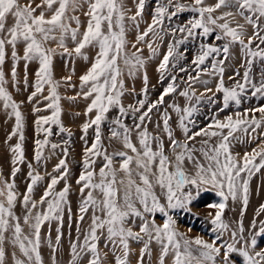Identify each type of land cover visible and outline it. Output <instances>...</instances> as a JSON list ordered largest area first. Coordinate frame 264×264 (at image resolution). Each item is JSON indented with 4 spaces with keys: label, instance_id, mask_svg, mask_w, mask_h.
<instances>
[{
    "label": "snow or ice",
    "instance_id": "1",
    "mask_svg": "<svg viewBox=\"0 0 264 264\" xmlns=\"http://www.w3.org/2000/svg\"><path fill=\"white\" fill-rule=\"evenodd\" d=\"M134 3L135 11L129 15L131 9L126 6L125 0H0V107L9 117H15V126L7 139L18 135L21 142L10 146L13 154L11 181L0 177V264H44L40 251L41 228L52 221L59 222L55 245L50 234L47 243L52 252V264H57L56 254L62 237L60 225L68 205L69 185L65 183L60 191L55 188L68 176L66 159L59 160L53 169L58 175L51 176L38 201L31 197L42 177L34 172L32 163H28L30 182L20 200L24 208L21 220L14 209L19 199L15 185V176L19 171L16 165L25 161L22 147L24 118L20 104L7 88L9 78H6L4 71L10 53V81L16 87L19 83L17 66L23 60V82L27 87L28 64L38 62L32 85L34 90L27 99L31 103L41 95L47 104L44 109L34 107L33 111L51 109L52 113L35 120L37 132L45 133L43 140L35 141L34 160L40 164L43 149L50 143L47 138L52 134L50 125H60L61 97L58 88L61 83L54 81L52 75V61L57 48L62 50V56L72 58L74 55L89 63L90 66L78 78L79 91L70 99L88 101L84 114L90 116L94 113L82 126V139L86 138L89 128H94L95 135L91 145L84 149L83 171L76 180L81 193L78 222L84 220L90 209L91 218L86 230L77 228L76 242L70 245L69 264H111L106 260L109 253H101L102 238L108 242L105 247L112 246L114 264H129L130 240L144 242L138 264H145L146 254L151 256L152 241L159 245L158 264H264V246H261V241H264V220L254 218L245 227L242 220L233 225L223 216L229 198L233 202L241 199L246 208L249 180L254 172L264 168V148L245 152L242 157L233 155L231 151L232 142L236 139L233 134L237 130L247 132L250 128L254 133L261 127L264 103L250 106L243 112L237 111L235 120L228 115L224 121L214 120L192 132L189 125L193 123L191 117L196 109H182L165 101V97L176 93L179 87L175 75L152 100L149 99L148 77L145 74L142 98L127 107L122 102L126 92L122 78L124 71L127 70L131 77L146 62L143 47L138 45L148 48V59H151L157 51L154 45L158 39H163L165 31L171 34L173 40L157 68L161 73V83L170 59L174 62L177 55H183L177 53L180 45L194 36L207 38L214 34L215 40L225 42L218 46L201 44L200 52L190 62L191 71L183 66L179 69L187 73L184 78L187 87L178 95L192 100L194 92L190 93L189 89L202 75H208L219 76L215 92L223 93L221 111L228 109L230 103L239 108L241 97L249 90L252 97L264 101V70L260 72L259 81L252 76L254 63L259 61L264 64V0H215L212 4L206 0H156L151 23L143 31H140L139 25L146 0H134ZM185 11L194 15L183 25L165 29L166 20L171 22ZM78 12L86 17L85 22L82 23L80 15L76 14ZM129 21L136 30L135 40L131 42L127 39ZM69 41L73 45L71 48L67 43ZM53 43L55 48L50 47ZM237 45L243 55L241 67L245 70L242 76L238 71L230 76L234 85L226 87L223 80L226 62L231 58V49ZM20 48L23 50L22 56L18 54ZM86 48L94 50L91 59L84 51ZM210 57L211 63H206ZM235 76H241L240 80H235ZM63 79L64 86L77 87L71 84L72 76ZM45 86L47 95H43ZM131 91L135 93L134 88ZM212 91L211 88L205 89V92ZM208 99L211 101L213 97ZM113 108L117 109V115L108 120L107 114ZM169 108L177 113L183 140L173 136ZM156 113H161L163 132L169 140L170 152L167 154L160 136L152 135L147 127ZM256 113L260 114V119L256 118ZM126 119H131L132 123H125ZM106 121L109 125V142L119 141L123 150L108 152L101 130V125ZM224 129L228 130L227 133ZM65 131L60 125V132ZM197 137L204 138L199 142V148L193 144ZM216 137L218 140H213ZM58 147L60 145L56 143L51 144L53 150ZM62 152L66 157L67 148H63ZM97 159H101L98 172L95 167ZM190 187L195 189V193ZM202 188L215 190L221 198L218 203L205 205L216 209L207 214V221L211 225L208 239L203 235L191 237L180 232L176 227L177 221L170 214V211L177 209L190 212L192 207H197L195 201L199 199ZM68 213L71 217L70 207ZM157 213L164 218L161 224L156 222ZM261 214H264V205L260 206L256 216ZM137 226L138 231H134L133 228ZM192 231L193 228L189 226L188 232ZM117 247L122 255H115Z\"/></svg>",
    "mask_w": 264,
    "mask_h": 264
},
{
    "label": "rangeland",
    "instance_id": "2",
    "mask_svg": "<svg viewBox=\"0 0 264 264\" xmlns=\"http://www.w3.org/2000/svg\"><path fill=\"white\" fill-rule=\"evenodd\" d=\"M181 2H190V0H181ZM207 3L212 4L215 0H206ZM126 6L131 9V12L128 14L131 15L134 13L136 4L134 0H125ZM156 7V0H146L145 9L143 13V19L140 21V31H143L148 23H151V15L154 12V8ZM86 10V6H85ZM77 15L85 18L82 13L78 12ZM194 14L185 11L178 14L177 17L173 18L171 22L165 21V29L168 27H177L183 25L189 18H191ZM139 19V18H138ZM243 22L242 20L240 21ZM75 25L73 24V27ZM127 39L131 42L135 40L136 30L132 27L131 22H127ZM251 31V29H249ZM172 36L167 31L163 34V39H158L157 44L154 45L156 47V55H161V60L163 55L167 52V46L169 43H172ZM225 41L220 40L217 41L214 38V34L207 38L203 36H194L189 38L184 42V44L180 45L177 49V53H183V55H177L174 62L170 59V65L164 74L163 83H161V73L157 71L159 66L156 65V72L152 75H148V70L153 68V65L146 67L147 63H151L148 59L150 53L146 46L138 45L139 47H143V56L146 60L143 68H140V71L135 72L132 78L129 80L125 76H123L124 84H125V95L122 97V102L127 107L129 104H135L138 98H142L141 90L144 88L143 77L146 74L148 77V92L149 99H156L160 92L163 91V88L167 85L170 80V77L175 75L177 76V80L179 82V87L176 93H171L169 96L165 97V101L167 104H175L182 109L185 107H194L196 111L193 112L191 120L192 124L189 125L192 132L198 131L204 128L206 125H209L214 122V120L224 121L226 116L231 115L233 119H236L235 113L237 111L243 112L244 109L252 106H257L260 103H264L258 97H252L249 92L243 94L241 97V104L239 108L235 106L234 103H230L228 109H224L221 111L222 103H223V93H216L215 89L219 82V76H208L202 75L200 80L195 81L192 85V88L189 89L190 93L194 92V97L192 100H188L185 97L178 95L179 91L184 90L187 85L184 83V78L187 73L180 72L179 69L183 66L191 71L192 65L191 60L195 58V56L200 52L201 44L205 45H222ZM69 47H73L71 42H67ZM52 47V44L50 45ZM130 47V45H129ZM89 58L91 59L94 50L89 49L87 53ZM155 55V56H156ZM159 56V55H158ZM85 68H88L90 65L88 62L82 59ZM35 62V61H34ZM57 62L62 68V74L60 76L56 75V69L54 67V61L52 63V75L54 81H60L61 86L58 88V93L61 97L60 99V125L66 130L65 132H60V125H50L52 134L48 136L49 145L45 146L43 149V159L40 164H37L34 160L36 143L37 139L43 140L45 138V133L37 132L35 120L41 116H50L51 109L42 110L39 112H34L33 109H29L27 107L28 96L34 90L32 85L35 82L34 73L38 69V62L33 64L32 62L28 65H35L32 68V72L29 73V68L27 67V76H28V86L25 87L23 82L25 68L23 64H18L17 66V77L19 83L16 87H13L10 81V65L6 68V64L8 63V58L5 61L4 71L7 74L6 78H9V84L7 88L9 92L12 94L13 99L16 102H20V111L24 118V128L23 135L24 141L22 142V147L24 151L25 161L23 164H17L16 167L19 168V171L15 176V185L16 190L19 196L17 206L14 209L16 214L21 217V220L24 215V208L20 203L22 200V194L25 193L26 186L30 182L28 177L29 168L27 167L28 163H32L33 169L35 173H39L42 179L37 183L34 187V191L32 193V199L38 201L39 198L43 195V192L50 181L51 176L58 175V173L54 172L53 169L59 163L61 158L66 159L68 176L66 180H61L57 185L55 190L60 191L64 187L65 183L69 185V193L67 196L68 205L65 207L63 223L60 225V231L62 233L60 244L58 245V251L56 254L57 264H69L71 260L70 253V245L73 242H76L78 232L77 228L84 231L87 229L90 218H91V209L89 213L85 215L83 221L78 222V207L81 200V193L79 191V185L76 184V180L80 175L81 171H83V159H84V149L86 146H90L94 139V128H89L87 136L85 139H82L84 133L82 131V126L85 122H87L91 117L94 116L90 114V116H85V108L87 106L88 101L83 100L82 98H77L78 103L74 104L76 99H70V97H75L79 89L73 87L64 86V77L69 76L67 72L71 71V67H73L74 59L68 58L67 56H62L59 54L57 58ZM174 63V66H173ZM206 63H211V57ZM243 63V55L239 51V46H234L231 49V58L226 62L225 71L223 74V80L226 87H231L234 85V80L229 79L230 76H234L235 72H239L242 76L244 72V68L241 67ZM264 70V64H261L259 61L255 62L252 68V76L256 81L260 79V72ZM126 71V70H125ZM124 71V72H125ZM195 75V73H192ZM241 76H235V80H240ZM203 81H207V83H203ZM71 84L77 85L75 78L72 77ZM135 89V93H132V89ZM206 88H211L212 92H205ZM203 93V95H201ZM48 94L47 86H45V91L43 95ZM208 97H213L210 101ZM36 98L37 105L35 107L44 109V106L47 104V101L42 99L41 95H38ZM196 98H199L197 101ZM39 101V102H38ZM23 102V103H21ZM24 104V109L22 110V105ZM163 108V106H161ZM155 111V110H154ZM169 114L172 119L169 121V124L172 128L173 136L176 139L183 140V132L178 126V117L177 113L173 111L171 108L168 109ZM117 115V109L113 108L107 114L108 120L115 118ZM251 116V113L249 114ZM256 118L260 119V114L256 113ZM1 116H0V177L4 179H8L11 181V173L13 168V154L10 150V146L15 145L16 143H21L19 141L18 135L13 136L11 140H8L7 137L11 133L12 129L15 126V117L12 119L9 117V120L6 119V124H1ZM187 123V120L185 121ZM125 123L131 124V119H126ZM159 124V128L157 127ZM49 127V126H45ZM149 132L152 135L160 136L161 140L165 145L166 154L170 151L168 148L169 140L167 134L163 132V120L161 119V113H156L152 115V122L147 125ZM243 127V126H242ZM102 130V141L106 146L109 153L115 150H123L122 144L119 141L113 140L109 142V125L104 122L101 125ZM227 129H224V132L227 133ZM68 133H71L69 136ZM191 134V133H189ZM236 139L232 142L231 151L233 155L243 156L245 152L251 153L253 149H257L258 151L264 148V121L261 123V127L257 128L253 133L251 129L247 132L237 130L234 134ZM204 139L203 137H197L196 141L193 142L196 148L200 147V141ZM213 140H218V137L213 138ZM135 142V141H134ZM56 143L60 145V147L55 150L51 149V144ZM67 148L68 154L66 157L63 156L62 149ZM259 162V158L258 161ZM101 165V159H97L96 163V171L98 172L99 167ZM118 167V165H116ZM63 171V169L61 170ZM247 178V175H245ZM2 187V185H0ZM195 193V189L190 187ZM87 191V190H86ZM221 201V198L216 194L215 190H204L203 188L200 191L199 199L195 201L198 205L197 207H192L191 211H185L181 209H177L174 211H170V214L173 215V218L177 221L176 227L180 232L187 233L191 237H195L196 235H203L205 239H208L211 235L210 228L211 225L207 221V214L209 212H215L216 209H210L205 207L208 203H218ZM264 205V168L260 169L259 172H254L249 180V192H248V205L245 206L242 203L241 199H238L236 202H233L231 198L227 201V206L224 209V219L225 221L232 223L233 225L237 221L243 222L245 227H247L250 222L256 218L257 220H264V214H261L259 217L256 216V212L259 210L260 206ZM39 207V205H38ZM71 208V217H69L68 208ZM243 212V215H241ZM195 217H199V219H195ZM163 217L157 213L156 214V222L161 224L163 222ZM139 222H137L138 224ZM59 225V222L52 221L49 225L45 223L41 228V256L44 261V264H52V252L48 247V239L49 234L52 243L55 245V237H56V228ZM191 226L193 228L192 232H188V227ZM134 231H138V226L133 228ZM108 242L105 239H101L100 241V249L103 255L104 252H108V256L106 260L114 264V255L112 251V246L109 245L105 247ZM144 242L140 241H129L130 247V256H129V264H138V259L140 255V250L143 248ZM261 246H264V241H261ZM8 248H11V245H8ZM150 248L152 251L151 256L149 257L147 254L145 255V264H158V256H159V245L152 241L150 244ZM115 255H122V252L117 247L115 250ZM23 258V257H21ZM239 260V257H236Z\"/></svg>",
    "mask_w": 264,
    "mask_h": 264
},
{
    "label": "bare ground",
    "instance_id": "3",
    "mask_svg": "<svg viewBox=\"0 0 264 264\" xmlns=\"http://www.w3.org/2000/svg\"><path fill=\"white\" fill-rule=\"evenodd\" d=\"M80 18H81V21H82V23L83 22H85L86 21V17L85 18H83L82 16H80ZM81 31H83V27L81 28ZM52 47L53 48H55L56 47V45L53 43L52 44ZM85 53L87 54L88 52H89V49L88 48H86L85 50ZM62 52V50L61 49H56V55H54L53 56V61H54V67H55V69H56V75L55 76H60L61 74H62V68L60 67V65L58 64V62H57V58H58V56H59V54ZM18 54L19 55H23V50H22V48H20V49H18ZM159 55V56H158ZM73 59H74V64H73V67H71V71H69V72H67V74L69 75V76H72V77H74L75 78V81H76V83H77V87H76V89H79V87H78V85H79V76L80 75H82V74H84V72L87 70V68H85V66H84V63H83V61H82V58H79V57H75L74 55H73ZM53 61H52V63H53ZM151 63H147L145 66L146 67H149V66H151V65H153V68L152 69H148L147 68V70H148V75L150 76V75H152L153 73H155L156 72V65H158L159 63H160V61H161V55L160 54H157L156 56H154L153 57V59H151V60H149ZM10 63H11V59H10V53H9V58H8V63L6 64V68L10 65ZM23 63H25L23 60H21L20 62H19V64H23ZM33 64H36L34 61L32 62ZM35 65H28V68H29V73L30 72H32V68L34 67ZM73 69H74V72H73ZM138 71H140V69L138 70ZM138 71H136V72H138ZM123 76H125L126 78H128L129 80L132 78V76L130 77L129 75H128V72H127V70L124 72V75ZM16 101V100H15ZM18 103H20V102H18ZM78 103V99H76L75 100V102H74V104H77ZM0 104H2V102H0ZM37 105V102H36V98H34L33 99V101L31 102V103H29V102H27V107L29 108V109H33L35 106ZM24 109V104L22 105V110ZM10 111V110H9ZM0 116H1V124H3V125H5L6 124V119H8L9 120V115L5 112V110L2 108V107H0ZM10 118H14V116H11ZM170 152V151H169Z\"/></svg>",
    "mask_w": 264,
    "mask_h": 264
}]
</instances>
